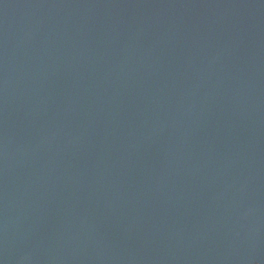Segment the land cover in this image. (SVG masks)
<instances>
[{
	"label": "water",
	"instance_id": "95a60500",
	"mask_svg": "<svg viewBox=\"0 0 264 264\" xmlns=\"http://www.w3.org/2000/svg\"><path fill=\"white\" fill-rule=\"evenodd\" d=\"M0 264H264V0H0Z\"/></svg>",
	"mask_w": 264,
	"mask_h": 264
}]
</instances>
